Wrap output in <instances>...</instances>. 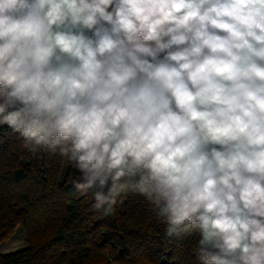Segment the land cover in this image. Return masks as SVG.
I'll return each instance as SVG.
<instances>
[{"label":"clouds","instance_id":"9594fccd","mask_svg":"<svg viewBox=\"0 0 264 264\" xmlns=\"http://www.w3.org/2000/svg\"><path fill=\"white\" fill-rule=\"evenodd\" d=\"M0 124L93 208L133 188L199 264H264V0H0Z\"/></svg>","mask_w":264,"mask_h":264},{"label":"trees","instance_id":"16d2710c","mask_svg":"<svg viewBox=\"0 0 264 264\" xmlns=\"http://www.w3.org/2000/svg\"><path fill=\"white\" fill-rule=\"evenodd\" d=\"M24 139L0 124V243L17 227L26 243L0 252V264H199V235L169 238L145 194L127 188L112 212L97 210L60 146L33 156Z\"/></svg>","mask_w":264,"mask_h":264},{"label":"rangeland","instance_id":"374dc122","mask_svg":"<svg viewBox=\"0 0 264 264\" xmlns=\"http://www.w3.org/2000/svg\"><path fill=\"white\" fill-rule=\"evenodd\" d=\"M26 245L25 236L21 227H17L13 234L6 240L0 243V252L16 251L23 248Z\"/></svg>","mask_w":264,"mask_h":264}]
</instances>
